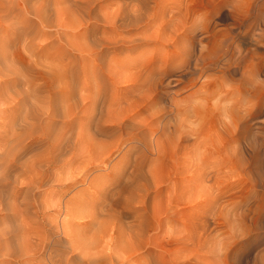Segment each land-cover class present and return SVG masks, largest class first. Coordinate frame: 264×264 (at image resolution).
Segmentation results:
<instances>
[{"label": "rangeland", "instance_id": "rangeland-1", "mask_svg": "<svg viewBox=\"0 0 264 264\" xmlns=\"http://www.w3.org/2000/svg\"><path fill=\"white\" fill-rule=\"evenodd\" d=\"M18 1L0 0L1 36L21 26L13 7ZM27 7L43 10L46 18L33 38L37 48H22L27 36L0 45L11 69L0 80L10 81V96L29 103L27 114L37 106L47 113L28 114V128L18 121L5 129L0 148H11L16 138L27 149L21 150V162L46 163L50 151L44 134L51 139L66 132L58 174L51 175L59 176L58 183L75 179V184L64 191L51 177L50 188L43 186L49 194L34 202L39 213L51 211L45 225L59 223V230H51L55 245L61 243L57 249H70L62 225L68 234L92 238L96 225L64 220L65 205L84 196V211L93 221L120 224L121 238L138 249L132 259L137 264L149 256L157 264H264V0H30ZM19 90L20 96L13 93ZM7 95L0 93L2 101ZM50 102L58 103L52 110L61 104L71 108L73 122L60 109L51 116L53 122L45 117ZM0 108L3 124L15 107L6 103ZM5 166L0 174V264H38L30 256L32 262L24 260L28 255L19 254L10 241L2 244L24 207L18 203L25 202L22 192L15 204L7 191L16 190V177L28 180L22 168L8 172ZM132 173H138L140 183ZM29 210L27 220L34 215ZM114 228L107 233L117 236Z\"/></svg>", "mask_w": 264, "mask_h": 264}, {"label": "bare ground", "instance_id": "bare-ground-1", "mask_svg": "<svg viewBox=\"0 0 264 264\" xmlns=\"http://www.w3.org/2000/svg\"><path fill=\"white\" fill-rule=\"evenodd\" d=\"M30 0H19L18 2H17V4L15 5V6H13L15 9H17L18 11H19V15H18V17H17V20H18V22H19V24L21 25V26H17V27H12L13 28V33L12 34H8V32H5L4 34L1 32V34H3L2 36L0 35V45L1 46H4V47H8L9 46V44L11 43V42H15V41H20L21 42V38L23 37H25L26 38V36H27V38L26 39H29L28 41H27V43H24V44H22V48H24V49H26V50H33L34 49V46L36 47L37 45L35 44H33L34 42H33V38H36V36L37 35H39V29H40V26L41 25H43L44 24V22L46 21V18H45V14H44V11L42 10V14L40 13L41 12V9H36V8H32V10L30 9L29 10V8L27 7L28 6V2H29ZM40 11V12H39ZM26 13H31L33 16H34V18H29L28 16H27V14ZM40 13V14H39ZM4 21L1 19V17H0V24H2ZM18 22H17V24H18ZM8 25H10V24H8ZM11 25H13L12 23H11ZM1 26V25H0ZM10 30V29H9ZM1 31V30H0ZM12 32V31H11ZM25 42H26V40H25ZM18 43V42H17ZM16 43V44H17ZM34 45V46H33ZM21 46V45H20ZM40 47H41V45H39ZM37 48V47H36ZM35 48V49H36ZM34 49V50H35ZM39 50V49H38ZM37 50V51H38ZM42 50V49H41ZM1 56H0V63H2V67H0L1 69H0V79L2 78V77H8L9 76V74L11 73V69H10V61L8 62V54L5 52H3L2 54H0ZM10 87H12V85H11V83H10V81H6V79L4 78V79H2V80H0V93L2 94V95H5L6 93L9 95H7V99L5 98V100H3L2 101V97H0V106H4L6 103H11L12 104V107H15V110L13 111V113H12V115L10 116V114L8 115V117L6 116V118H3L2 119V121L4 122L3 124H1V126H2V129L0 130V140H3V135H4V130L5 129H10L11 127H13V126H16V124H17V122L19 121V123L24 127H26V128H28V124H29V126L30 125H32V124H30V123H28V121H27V119L29 118V116H28V114L30 115H37L38 113V111H39V113H40V110L42 111V112H45V113H47L46 111H43L42 110V108L41 107H39V106H37V109L35 110V108H30V110H28V114H27V109H26V107H25V104H27L26 103V100L25 101H23L24 99H22V98H17V97H15V96H10V94L9 93H11V92H9V89H10ZM14 91V90H13ZM9 92V93H8ZM15 95H17V96H20L21 94H22V92H21V90H19V91H17V92H13ZM2 101V102H1ZM9 101V102H8ZM30 101H32V100H30L29 99V102ZM30 103H32V102H30ZM37 103V102H36ZM36 103H34V106L36 105ZM54 103V104H53ZM50 102L49 104H48V106L50 107V109H51V107H53V106H58V103L57 102ZM29 104V103H28ZM28 104L26 105V106H28ZM47 104V103H46ZM31 105V104H30ZM38 105V104H37ZM43 105H45L44 103H43ZM43 105H41L42 107H43ZM22 106H24L23 108H22ZM34 106H32V107H34ZM76 106V105H75ZM30 107V106H29ZM36 107V106H35ZM46 107V106H45ZM44 107V108H45ZM73 107V106H72ZM22 108V109H21ZM47 108V107H46ZM58 108L57 107H54V109L52 110L51 109V111L50 112H48V113H50V114H48L47 116H45V117H48L49 118V120H50V118H51V116L53 115V116H55L56 115V110H57ZM60 114L62 113L63 114V116L64 117H68L69 119V122H71L73 119L71 118V114L72 113H70V111H69V109L71 110V108H67L66 106H64L63 104H61V106H60ZM59 109L57 110V111H59ZM23 110L25 111V113H24V115L22 114L23 113ZM38 110V111H37ZM62 111V112H61ZM1 112H3V109L2 108H0V113ZM43 115V114H42ZM5 116V115H4ZM10 116V117H9ZM34 116V117H35ZM38 116H41V114H38ZM61 117V116H60ZM62 118V117H61ZM60 118V119H61ZM37 119H38V117H37ZM43 119H44V116H43ZM42 119V120H43ZM47 119V118H46ZM55 119V118H54ZM63 119V118H62ZM23 120H24V122L25 123H22L23 122ZM31 120V119H30ZM41 120V121H42ZM48 120V119H47ZM65 120V119H64ZM51 121L53 122V118H51ZM62 121V120H61ZM73 122V121H72ZM39 123V122H38ZM43 123V122H42ZM62 123V122H61ZM63 124V123H62ZM40 125V124H39ZM57 125V124H56ZM64 125H66V123H64ZM47 126V125H46ZM67 126V125H66ZM24 127V128H25ZM55 127V126H54ZM63 127V126H62ZM43 128V127H42ZM52 128H53V126H52ZM66 128V127H65ZM67 128H68V126H67ZM67 128H66V130L65 131H67ZM69 129V128H68ZM35 130V129H34ZM71 130V129H70ZM45 131V130H44ZM58 131V130H57ZM63 131V130H62ZM60 132V131H59ZM69 132V131H68ZM29 133H31V131L29 132ZM32 133H34V132H32ZM58 133V132H57ZM66 133V132H65ZM65 133L64 132H60V133H58L57 135H55L54 136V138L52 137L51 139H50V135L51 134H49L48 136L46 135V133L44 134V136H46V139H48V151H50L49 152V158H48V160H47V162L46 163H24V162H21L22 161V159H24V157H23V155L21 156L20 154H22L24 151V149H26V148H24V146H25V144H22V142L23 141H18V139H14V142H15V144H14V146H12L11 148H10V146H9V144H8V146H4V149H3V151H1L2 150V148H3V144H0V145H2V148H0V163H7V165L5 166V164L3 165V167L5 166V169H6V171H8L7 170V168H10L9 170H11V168H13V167H19L20 168V170H21V168H22V171L21 172H23L24 174H27L28 175V180L27 181H19L18 179H20V178H18V177H16L17 179H14L13 181H12V184H13V182H15V183H18V185H15V188H16V190L14 189L13 190V192H11V191H7V192H10V193H12V199H13V201L15 202V200H17V194H19V193H23L22 194V199L23 200H25V202H21L19 199V201H20V203H18V205H20V206H24L23 208H22V212L20 213V212H18V213H20L19 215L20 216H18V219L16 220V224H14V226L12 227V225H10L11 224V222H13V221H11V222H9L8 224L12 227L11 229L10 228H8L9 227V225H8V227L7 226H5V227H7L8 229H10L9 230V233H7V234H10L9 235V238L8 239H6V240H3L4 241V243H5V241H7L8 240V242L10 241L11 243H10V245L12 244L13 246L12 247H14L15 248V246L17 247V249L19 248V250H18V252L20 251V253L19 254H22V256H23V254L24 255H28V257L27 256H25V258H24V256H23V259L24 260H28L29 259V256L31 257V260L32 259H34V260H30L32 263H38V264H137L136 262H134L132 259H134V257H136V256H138V253H136V251L138 250L136 247H134L133 245L134 244H132V243H125V241L123 240V238H121V236L119 235V232L121 231L120 230V224H118V222H116V223H113L112 224V226L113 227H115L114 229H116V233L118 234L117 236L115 235V236H113V233H107L109 230H108V227H109V229H111L112 228V226H105L103 223H100V221H99V223H97V219L95 220V221H93V218H92V215L89 213V212H86V211H84V209H85V207H87V199L86 198H84V196H78L77 198H74L72 201H71V199H69L72 203H73V205L72 206H70V207H66V205H65V216H67L66 218H64V220H65V223H69V222H72L74 219H75V221H77V220H80V221H84V220H88L89 221V224H93L94 226L96 225V227L94 228L93 227V236H91L92 238H88L87 239V237L86 236H84V235H79V233L77 232V233H73L72 235L71 234H68L66 231H64V229H62V227H63V225H62V227H61V233H65L66 235H68L69 236V240H68V245H69V251H67L68 253H65V252H61V251H59V249H57L58 248V246H60L61 245V243H60V245H55V242H56V240H55V238L56 237H53V232L51 233V230H52V228H56L57 230H59V223L56 221V220H54L55 222H57L58 224V228H57V225L55 224V223H53V224H55V225H52L51 223H52V221L51 222H49V223H47L46 225L44 224V220L43 219H45L44 218V216L45 215H47V212H49V211H42V213H39V211L37 210V205H35V203L34 202H37V204L39 203L37 200H38V197H39V201H40V198L42 197V196H44L45 194L47 195V193L49 194V192H47V189L46 190H43V186L45 185V184H47V182L49 181V180H52L53 178H51V177H54L53 175H51V171H54L55 172V174H56V169H57V162L60 160V159H62V157L60 158V156L62 155V151L64 150L63 149V140H65L64 138H66L65 137ZM55 134V133H54ZM53 135V134H52ZM67 135V134H66ZM59 137V138H58ZM43 138V137H42ZM7 139V138H6ZM5 139V140H6ZM27 140V139H26ZM31 140H34V139H32L31 138ZM36 140H38V139H36ZM35 140V141H36ZM43 140H44V138H43ZM30 141V140H29ZM28 141V142H29ZM40 141V140H39ZM39 141H37L38 143H39ZM32 142V141H31ZM0 143H1V141H0ZM44 143V142H43ZM65 143V142H64ZM68 143V142H67ZM28 144V143H27ZM45 145H46V143H44ZM43 144V145H44ZM31 145V144H30ZM42 145V144H41ZM68 146V145H67ZM26 147V146H25ZM32 147V146H31ZM36 147H38V146H36ZM9 148V149H8ZM32 149V148H31ZM30 149V150H31ZM21 150L23 151L22 153H21ZM27 151V149L25 150V152ZM64 153V152H63ZM65 154V153H64ZM100 154V153H99ZM25 155V154H24ZM21 157H23V158H21ZM20 158H21V160H20ZM98 158V157H97ZM20 161V162H19ZM26 162V161H25ZM49 162V163H48ZM56 162V163H55ZM99 162V161H98ZM103 162V161H102ZM105 162V161H104ZM63 164V163H62ZM61 164V165H62ZM85 164V163H84ZM88 164V163H87ZM86 164V165H87ZM91 164V163H90ZM89 164V165H90ZM109 164V163H108ZM128 164V163H127ZM126 164V165H127ZM65 165V164H64ZM63 165V166H64ZM97 165V164H96ZM99 165H100V163H99ZM110 165V164H109ZM125 165V166H126ZM132 165H133V163H132ZM138 165V164H137ZM98 166V165H97ZM3 167H2V169H3ZM60 167V166H59ZM62 167V166H61ZM81 167H83V166H81ZM86 167V166H85ZM84 167V168H85ZM90 167H91V165H90ZM128 167V166H127ZM139 167H141V166H139ZM87 168V167H86ZM104 168V167H103ZM126 168V167H125ZM130 168V167H129ZM142 168V167H141ZM140 168V170H142ZM2 169H1V171H0V174H2L1 172H2ZM4 169V170H5ZM131 169H132V167H131ZM4 170H3V172H4ZM85 171H86V169H84ZM83 170V171H84ZM135 170V169H134ZM139 170V173L141 172ZM82 170H81V173L83 172ZM9 172V171H8ZM11 172H13L12 170H11ZM96 172V171H95ZM95 172H93L94 174H95ZM143 173H144V171H142ZM84 173V172H83ZM83 173L81 174V175H83ZM125 173V172H124ZM128 173V172H127ZM147 173V172H146ZM146 173H144V174H146ZM4 174V173H3ZM9 174V173H8ZM17 174H19V173H17ZM16 174V176H18ZM24 174L22 175V177L24 176ZM57 174H58V171H57ZM56 174V175H57ZM122 174V173H121ZM133 175H134V173H132ZM141 174V173H140ZM6 175H7V173H6ZM6 175H4V176H6ZM12 175V178H13V174H11ZM11 175L9 176L10 178H11ZM15 175V174H14ZM80 175V176H81ZM86 175H87V173H86ZM91 175V174H90ZM125 175V174H124ZM128 175V174H127ZM132 175V177L134 178H136V182H138L139 181V179H141V178H139L140 176L138 175V173H135V175L133 176ZM143 177H144V175L143 174H141ZM20 176V175H19ZM72 176V175H71ZM71 176H69V178H68V180L71 178ZM73 176H74V174H73ZM121 176V175H120ZM139 176V177H138ZM147 176V175H146ZM146 176H145V178H146ZM0 177H2V176H0ZM8 177V178H9ZM21 177V178H22ZM24 177H26V175L24 176ZM75 177H77L76 176V174H75ZM90 177V176H89ZM129 177V176H128ZM131 177V178H132ZM6 178V177H5ZM14 178H15V176H14ZM51 178V179H50ZM78 178H79V176H78ZM84 178V177H83ZM126 178V177H125ZM133 178H132V180L131 181H134L135 182V180H133ZM137 178H139V179H137ZM145 178H143V179H145ZM23 179V178H22ZM63 179V178H62ZM123 179V178H122ZM146 179H148V178H146ZM1 180V179H0ZM2 180H3V178H2ZM9 180H11V179H9ZM18 180V181H17ZM21 180V179H20ZM54 181L56 180V182H57V180L59 181H61V179L59 178V176L57 177H54V179H53ZM75 180V179H74ZM73 180V181H74ZM79 180V179H78ZM96 180V179H95ZM116 180H117V178L114 180L115 181V183H116ZM127 180H129V179H127ZM4 181V180H3ZM6 181V180H5ZM63 182H59L60 183V185H61V188H64V191H67V190H69L74 184H75V182H66V179L64 180H62ZM65 181V182H64ZM76 181H77V179H76ZM126 181V180H125ZM140 181H142V180H140ZM148 181V180H147ZM7 182V181H6ZM50 182V181H49ZM56 182H54V183H56ZM83 182V181H82ZM81 182V183H82ZM133 182V184H135ZM2 183V182H1ZM4 183V182H3ZM51 183V182H50ZM59 183L57 182L56 183V186L57 185H59ZM89 183V182H88ZM91 184H92V182H90ZM89 183V184H90ZM114 183V182H113ZM123 183V182H122ZM127 182H125V184H126ZM130 183V182H129ZM138 183H140V182H138ZM52 184V183H51ZM86 184V183H85ZM84 184V185H85ZM121 184V183H120ZM128 184V183H127ZM141 184H143V183H141ZM147 184V183H146ZM5 185H6V183H5ZM49 184H47V186H48ZM88 185V184H87ZM86 185V186H87ZM137 185V183L134 185V186H136ZM148 185V184H147ZM1 186H2V184H1ZM79 186V185H78ZM81 186V185H80ZM79 186V187H80ZM130 186L132 187V185H131V183H130ZM130 186H128L129 188L128 189H130ZM133 186V187H134ZM12 186H10V188H11ZM49 188H50V186H48ZM52 187H54L53 185H52ZM119 188H120V186H118ZM45 188V187H44ZM54 188H56V187H54ZM58 188V187H57ZM77 188V187H76ZM75 188V189H76ZM89 188H91V187H89ZM123 188V190H124V188L125 187H122ZM52 189V188H51ZM50 189V190H51ZM77 189H79V188H77ZM86 189V188H85ZM98 189H100V188H98ZM121 189V188H120ZM126 189V188H125ZM134 189V188H133ZM136 190H137V188H135ZM142 189H144V188H142ZM146 189V188H145ZM142 190V191H146V190ZM148 189V188H147ZM11 190V189H10ZM57 190H59V189H57ZM56 190V191H57ZM82 190V189H81ZM87 190V189H86ZM2 191V190H1ZM49 191V190H48ZM55 191V192H56ZM60 191V190H59ZM62 191V190H61ZM60 191V192H61ZM76 191H78V190H76ZM76 191H75V194H79V193H76ZM80 191V190H79ZM78 191V192H79ZM83 191V190H82ZM120 191V190H119ZM141 191V192H142ZM51 192V191H50ZM73 192H74V190H73ZM101 192V191H100ZM105 192V191H104ZM106 192H107V190H106ZM110 192V191H109ZM108 192V193H109ZM138 192V191H137ZM54 193V192H53ZM53 193H51V194H53ZM66 193V192H65ZM68 193V192H67ZM90 193V192H89ZM88 193V194H89ZM102 193V192H101ZM7 194H9V193H7ZM70 194V193H69ZM72 194H74V193H72ZM92 194H94V193H92ZM97 194H99L98 192H97ZM96 194V195H97ZM109 194H111V193H109ZM108 194V195H109ZM118 194V193H117ZM117 194H114L115 195V198H116V196H117V198H118V195ZM120 194H122V193H120ZM119 194V195H120ZM143 194V193H142ZM64 195V194H63ZM63 195H61V196H63ZM66 195H68V194H66ZM83 195H84V193H83ZM100 195V194H99ZM147 195V194H146ZM2 196V195H1ZM53 196V195H52ZM74 196V195H73ZM72 196V197H73ZM67 197V196H66ZM71 197V196H70ZM75 197V196H74ZM101 197H102V194H101ZM104 197H105V195H104ZM106 197H108V196H106ZM121 197V196H120ZM139 197H140V195H139ZM145 197V196H144ZM1 198H3V197H1ZM0 198V199H1ZM6 198H9V197H6ZM20 198V197H19ZM64 198V197H63ZM93 198V197H92ZM91 198V199H92ZM109 198V197H108ZM111 198V197H110ZM114 198V200L116 201V199ZM4 199V198H3ZM31 199V200H30ZM57 199H58V195H57ZM62 198H60L59 199V201L61 200ZM113 199V198H112ZM120 198H118V200H119ZM140 199H142V198H140ZM108 200V199H107ZM106 200V201H107ZM149 200V199H148ZM1 201H4V200H1ZM6 201V200H5ZM12 201V207H13V209L15 210L16 209V207H18V205H15L16 203H17V201L15 202V204H14V202ZM18 201V202H19ZM42 201V200H41ZM58 201V200H57ZM56 201V202H57ZM59 201L57 202V203H59ZM64 201V200H63ZM62 201V202H63ZM70 201H68V202H70ZM92 201V200H91ZM97 201V200H96ZM114 201V202H115ZM140 201V200H139ZM143 201H144V199H143ZM64 202H66V201H64ZM64 202H63V204H64ZM90 202V201H89ZM119 202V201H118ZM1 203H3V202H1ZM110 203V202H109ZM112 203V202H111ZM116 203V202H115ZM145 203H146V201H145ZM147 203H150L149 201H147ZM61 204V203H60ZM62 204V205H63ZM113 204V203H112ZM43 205V204H42ZM51 205H53V204H51ZM148 204H144V207L145 206H147ZM2 206H3V204H2ZM69 206V205H68ZM35 207V208H34ZM55 207V206H54ZM61 207V206H60ZM142 207V206H141ZM19 208V207H18ZM20 208V209H21ZM29 208H32V209H34V215H32V217H31V219L30 220H27L28 218V216L30 215H28V213H29ZM39 208V207H38ZM43 208V207H42ZM41 208V209H42ZM62 208V207H61ZM64 208V207H63ZM62 208V209H63ZM122 208V207H121ZM2 209V208H1ZM44 209V208H43ZM47 209L49 210V208L47 207ZM45 210V209H44ZM147 210V209H146ZM5 211H7V210H5ZM16 211V210H15ZM17 211H18V209H17ZM60 212H61V210H59ZM63 211V210H62ZM120 211H123V213L122 212H120ZM2 212V211H1ZM4 212V211H3ZM31 212V211H30ZM51 212V211H50ZM49 212V213H50ZM120 214H125V212H124V210H121V209H119V211H118ZM145 212V211H144ZM9 213V212H8ZM2 214V213H1ZM4 214H5V212H4ZM16 214H17V212H14V218H17L16 217ZM62 214V213H61ZM51 215V214H50ZM53 215H56V214H53ZM58 215V214H57ZM96 215V214H95ZM146 215V214H145ZM151 215H154V214H151ZM63 217H64V213H63V215H62ZM97 216V215H96ZM118 216H119V214H118ZM150 216V215H149ZM12 217V216H11ZM48 217H50V216H48ZM56 217V216H55ZM55 217L53 218V219H55ZM154 218H156L155 217V215L153 216ZM3 218V217H2ZM51 218V219H52ZM59 218H61L60 216H59ZM50 219V218H49ZM77 219V220H76ZM12 220V219H11ZM38 220V221H37ZM58 220V219H57ZM60 220H63V218L62 219H60ZM141 220V219H140ZM28 221V222H27ZM45 221H46V219H45ZM1 222V221H0ZM48 222V221H47ZM141 222V221H140ZM139 222V223H140ZM147 222V217H145L144 218V220H143V223H146ZM7 223V222H6ZM5 223V224H6ZM143 223H142V227H143ZM153 223V222H152ZM3 224V223H2ZM13 224V223H12ZM63 224V223H62ZM84 224H85V222H84ZM73 225V224H72ZM75 225V224H74ZM146 225H148V224H146ZM1 226V225H0ZM3 227H4V225H2ZM70 226V225H69ZM69 226H67V227H69ZM78 226H81L80 224H78ZM66 227V228H67ZM84 227V226H83ZM111 227V228H110ZM0 228H2V227H0ZM63 228H65V227H63ZM139 228H140V226H139ZM3 229V228H2ZM2 229L0 230V234H2ZM6 229V228H5ZM71 229H75L74 227H71ZM71 229H68L69 231L71 230ZM81 229H82V227H81ZM108 230V231H107ZM140 230V229H139ZM143 230V229H142ZM148 230V229H147ZM7 231V230H6ZM6 231L5 232H3V234H4V237H5V233H6ZM75 231V230H74ZM113 231H115V230H112V232ZM149 231V230H148ZM54 232H55V229H54ZM58 232V231H57ZM60 232V231H59ZM81 232V231H80ZM70 233H71V231H70ZM148 233V232H147ZM6 234V235H7ZM142 234V233H141ZM141 234H139V235H141ZM66 235H64V236H66ZM107 235V236H106ZM145 235V234H144ZM147 235V234H146ZM2 236V235H1ZM3 237V236H2ZM1 237V238H2ZM108 237V239H106V238ZM123 237V236H122ZM151 237V236H150ZM65 238V237H64ZM148 237H146V239H147ZM4 239V238H3ZM55 241H54V240ZM90 239V240H89ZM106 239V240H105ZM58 241V240H57ZM7 242V243H8ZM4 243H2L3 245H5L6 246V243L4 244ZM114 245H113V244ZM150 243V242H149ZM9 244V243H8ZM7 244V245H8ZM148 244V243H147ZM10 245H8L9 247L8 248H10ZM5 246H4V248H5ZM57 246V247H56ZM61 247V246H60ZM65 247H66V245H65ZM66 248H68V247H66ZM149 248V247H148ZM21 249V250H20ZM150 249H151V247H150ZM150 249H147V252L148 251H151ZM5 250H7V247H6V249ZM62 250V249H61ZM64 250H65V248H64ZM63 250V251H64ZM3 251H4V249H3ZM14 251H17V250H15V249H12V251L11 252H13V253H16V252H14ZM2 252V251H1ZM17 252V253H18ZM151 253V252H150ZM1 254V253H0ZM148 254V253H147ZM11 255V254H10ZM17 255L18 254H16V257H17ZM151 255H153V254H151ZM0 256H2L3 258H4V256H3V253L0 255ZM13 256H15V254H13ZM19 256V255H18ZM21 256V257H22ZM1 257V258H2ZM5 258H7L8 259V257H5ZM17 258H20V257H17ZM12 261H13V259H11ZM16 259H14V261H15ZM18 260V259H17ZM23 260V261H24ZM6 261V260H5ZM13 261V262H14ZM22 261V260H21ZM22 261V262H23ZM148 261H150V262H154L155 264H157L156 262H155V260H154V257H151V256H149V259H148ZM148 261L146 262V263H142V264H148ZM8 262V261H7ZM10 263H12L11 261H9ZM21 262V263H22ZM20 263V262H19ZM27 263V262H26ZM28 263H30V262H28ZM12 264H14V263H12ZM24 264V263H23ZM31 264V263H30Z\"/></svg>", "mask_w": 264, "mask_h": 264}]
</instances>
